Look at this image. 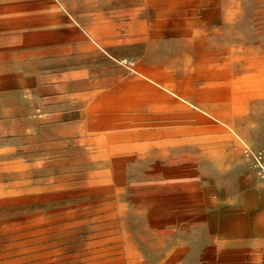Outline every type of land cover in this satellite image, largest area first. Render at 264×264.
Returning <instances> with one entry per match:
<instances>
[{
    "label": "rangeland",
    "instance_id": "1",
    "mask_svg": "<svg viewBox=\"0 0 264 264\" xmlns=\"http://www.w3.org/2000/svg\"><path fill=\"white\" fill-rule=\"evenodd\" d=\"M25 1L0 264H264V0Z\"/></svg>",
    "mask_w": 264,
    "mask_h": 264
},
{
    "label": "crops",
    "instance_id": "2",
    "mask_svg": "<svg viewBox=\"0 0 264 264\" xmlns=\"http://www.w3.org/2000/svg\"><path fill=\"white\" fill-rule=\"evenodd\" d=\"M51 0H44L42 10L52 8ZM49 15L30 10L25 0H0V50L28 47L33 37L52 28Z\"/></svg>",
    "mask_w": 264,
    "mask_h": 264
}]
</instances>
